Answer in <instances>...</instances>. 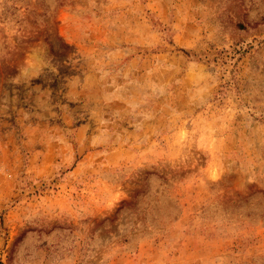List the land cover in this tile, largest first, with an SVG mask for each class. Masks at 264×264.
<instances>
[{
    "label": "rangeland",
    "instance_id": "rangeland-1",
    "mask_svg": "<svg viewBox=\"0 0 264 264\" xmlns=\"http://www.w3.org/2000/svg\"><path fill=\"white\" fill-rule=\"evenodd\" d=\"M0 264H264V0H0Z\"/></svg>",
    "mask_w": 264,
    "mask_h": 264
}]
</instances>
